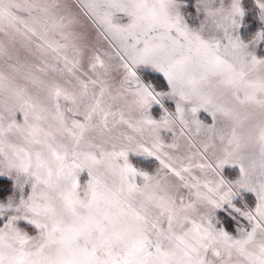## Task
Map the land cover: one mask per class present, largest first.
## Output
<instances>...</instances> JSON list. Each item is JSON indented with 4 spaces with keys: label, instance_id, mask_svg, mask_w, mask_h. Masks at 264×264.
<instances>
[{
    "label": "snow or ice",
    "instance_id": "snow-or-ice-1",
    "mask_svg": "<svg viewBox=\"0 0 264 264\" xmlns=\"http://www.w3.org/2000/svg\"><path fill=\"white\" fill-rule=\"evenodd\" d=\"M0 264H264V0H0Z\"/></svg>",
    "mask_w": 264,
    "mask_h": 264
}]
</instances>
